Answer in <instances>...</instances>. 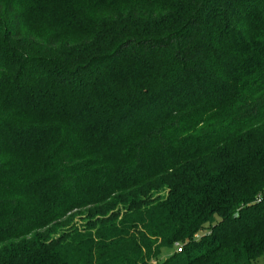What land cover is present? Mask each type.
Returning <instances> with one entry per match:
<instances>
[{
    "label": "trees",
    "instance_id": "1",
    "mask_svg": "<svg viewBox=\"0 0 264 264\" xmlns=\"http://www.w3.org/2000/svg\"><path fill=\"white\" fill-rule=\"evenodd\" d=\"M259 259L264 0H0V264Z\"/></svg>",
    "mask_w": 264,
    "mask_h": 264
},
{
    "label": "rangeland",
    "instance_id": "2",
    "mask_svg": "<svg viewBox=\"0 0 264 264\" xmlns=\"http://www.w3.org/2000/svg\"><path fill=\"white\" fill-rule=\"evenodd\" d=\"M175 251H177V248H173V249H164L161 256L159 257V262H163L165 261L171 254L175 253ZM155 264V263H153ZM255 264H264L262 259H259L256 261Z\"/></svg>",
    "mask_w": 264,
    "mask_h": 264
},
{
    "label": "built area",
    "instance_id": "3",
    "mask_svg": "<svg viewBox=\"0 0 264 264\" xmlns=\"http://www.w3.org/2000/svg\"><path fill=\"white\" fill-rule=\"evenodd\" d=\"M178 252H181V249L180 248L178 249Z\"/></svg>",
    "mask_w": 264,
    "mask_h": 264
}]
</instances>
